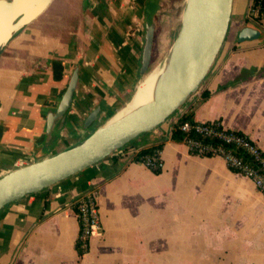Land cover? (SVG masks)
Segmentation results:
<instances>
[{
  "label": "crops",
  "instance_id": "crops-1",
  "mask_svg": "<svg viewBox=\"0 0 264 264\" xmlns=\"http://www.w3.org/2000/svg\"><path fill=\"white\" fill-rule=\"evenodd\" d=\"M129 1L58 0L8 41L0 53V175L75 144L92 131L83 122L97 104L102 122L131 99L142 78L146 20L151 13L156 19L154 47L170 26L162 3L138 0L134 11ZM252 3L234 0L230 27L254 24ZM64 14L74 15V23L66 20L72 33ZM134 21L141 25L133 28ZM77 63L72 105L47 134V113ZM186 112L221 119L264 148V37L224 43L180 115ZM172 120L132 144H161L160 172L135 153L111 155L0 209V264H264V193L222 156L199 155L174 140ZM89 189L97 192L103 230L81 252L76 202Z\"/></svg>",
  "mask_w": 264,
  "mask_h": 264
},
{
  "label": "water",
  "instance_id": "water-1",
  "mask_svg": "<svg viewBox=\"0 0 264 264\" xmlns=\"http://www.w3.org/2000/svg\"><path fill=\"white\" fill-rule=\"evenodd\" d=\"M233 5L234 0H185L181 24L165 54V69L156 83L154 97L113 119L132 100L137 86L131 99L102 122H99L102 105L97 104L83 122L84 127L93 128L92 131L75 144L0 175V209L75 176L111 156L118 148L173 119L210 74L228 35ZM155 33L156 23L148 18L140 68L142 78L152 69ZM263 37L264 29L256 24L243 26L238 34L239 41ZM79 77L80 65L77 63L54 107L47 113V134L55 128L57 120H65Z\"/></svg>",
  "mask_w": 264,
  "mask_h": 264
},
{
  "label": "built area",
  "instance_id": "built-area-1",
  "mask_svg": "<svg viewBox=\"0 0 264 264\" xmlns=\"http://www.w3.org/2000/svg\"><path fill=\"white\" fill-rule=\"evenodd\" d=\"M180 129L185 133L183 141L191 152L222 156L229 167L250 177L264 193V148L247 133L225 125L221 119L186 120L180 124ZM139 151L128 144L115 150L112 156L136 155ZM139 162L153 170H161L165 165L163 149L142 154ZM76 206L80 221L77 248L85 252L93 235L103 230L97 192L89 189L77 200Z\"/></svg>",
  "mask_w": 264,
  "mask_h": 264
},
{
  "label": "bare ground",
  "instance_id": "bare-ground-1",
  "mask_svg": "<svg viewBox=\"0 0 264 264\" xmlns=\"http://www.w3.org/2000/svg\"><path fill=\"white\" fill-rule=\"evenodd\" d=\"M50 2L51 0H0V53L14 33L22 26L32 22ZM165 65V62H163L153 66L141 78L132 100L126 105L118 117H121L154 97L156 83L162 71L165 69ZM53 134L52 130L50 135Z\"/></svg>",
  "mask_w": 264,
  "mask_h": 264
},
{
  "label": "rangeland",
  "instance_id": "rangeland-1",
  "mask_svg": "<svg viewBox=\"0 0 264 264\" xmlns=\"http://www.w3.org/2000/svg\"><path fill=\"white\" fill-rule=\"evenodd\" d=\"M184 1V2H183ZM114 2V0H110V6H112V3ZM153 2H155V4L157 6H159V2L162 3L161 4V7L163 8L164 7V12L165 13V18L163 20V22L167 25L165 26H170L169 29H167L168 31V35H167V39H165V41H163V43L161 42L160 40V43L156 42L155 43V47H154V52H153V62H152V67L155 66V65H158L160 63L163 62L164 58H165V54L168 52V50L170 49V46L173 42V40L175 39L176 35H177V32L179 30V27H180V15H181V12L183 11L184 9V6H185V0H154ZM58 4V0H52L38 15L37 17L32 21V23L34 21H37L39 22L40 20L43 19L44 17V13L45 11H49L50 7H54L55 5ZM137 5H138V0H130L128 2V7L130 8V10H134V11H137ZM154 5V3H153ZM182 8V9H181ZM75 11V10H74ZM73 11V12H74ZM170 11V12H169ZM252 11V10H251ZM152 12V11H151ZM169 12V14H168ZM251 16H254L253 13H250ZM69 17H71L70 21H72L73 23L75 22L73 19H74V15L73 14H64L63 15V20H64V23H66L69 27V30L72 29V26H73V23L66 21L67 18L69 19ZM150 17L153 19V20H156L155 17L152 15H150ZM60 15L56 18V20H53L52 19V25H59L60 23ZM249 20L253 21L254 24H256L257 26H260V27H263L264 26V20H260V21H256L257 19H250V17L248 18ZM255 20V21H254ZM31 23V22H30ZM29 24V23H28ZM135 26H133V28H138L141 24L138 22V21H134V24ZM237 25V22L235 21L234 24H232V26L230 27L229 31H228V35H227V38H226V41H225V46H227L228 44L232 43V42H236L238 41V34H239V31H238V27H236ZM25 26V25H24ZM41 27V32L43 33V25H40ZM134 29H132L133 31ZM71 33H72V30H70ZM70 31L67 32V34L70 36ZM130 31V32H132ZM41 45H43V41L41 40L40 42ZM181 112V111H180ZM180 112H177L176 115L174 116L173 120H176L177 117L180 116ZM130 145V144H129Z\"/></svg>",
  "mask_w": 264,
  "mask_h": 264
},
{
  "label": "trees",
  "instance_id": "trees-1",
  "mask_svg": "<svg viewBox=\"0 0 264 264\" xmlns=\"http://www.w3.org/2000/svg\"><path fill=\"white\" fill-rule=\"evenodd\" d=\"M252 11H253V15L256 13L255 18L257 20H261L262 17L264 16V0H253L252 3ZM186 120H190L193 121V114L191 112H186L182 115H180L177 120L174 122L173 127H172V131H171V137L174 140L177 141H183L184 137H185V133L180 129V124L183 123ZM135 140H133L131 143H129L130 145H132L134 143ZM157 148H162L161 144H157V145H153L150 146L148 148H144L141 149L134 157L135 160L139 161L140 160V156L144 153H148V152H153L155 149ZM210 155V154H209ZM233 169V168H232ZM236 170V169H234ZM155 172H160V169H155Z\"/></svg>",
  "mask_w": 264,
  "mask_h": 264
}]
</instances>
